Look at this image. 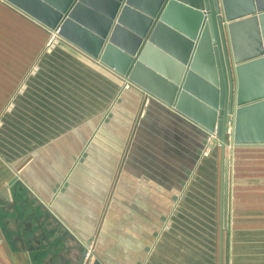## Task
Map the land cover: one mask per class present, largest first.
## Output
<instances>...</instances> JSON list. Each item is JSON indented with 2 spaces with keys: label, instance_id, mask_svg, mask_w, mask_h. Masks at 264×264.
Listing matches in <instances>:
<instances>
[{
  "label": "crops",
  "instance_id": "crops-1",
  "mask_svg": "<svg viewBox=\"0 0 264 264\" xmlns=\"http://www.w3.org/2000/svg\"><path fill=\"white\" fill-rule=\"evenodd\" d=\"M50 34L0 1V192L7 188L8 194L0 198V264H34L27 235L49 247L47 236L59 231L65 237L67 231L89 244L95 209L81 204L82 196L89 197L78 190L80 181L77 188L74 181L71 190L64 187L65 176H80L82 160L121 158L123 143L139 123L140 135L153 143L140 140V158H153L151 149L171 151L174 156L163 163L177 164L170 176L201 177V186L179 189L185 216L165 218L169 226L153 236L150 264H219V145L208 147L199 127L141 90L124 88L122 77L66 41H50ZM107 134L119 139L110 142ZM226 153L232 173L221 264H264V147H235L230 155L226 146ZM86 171L104 175L105 189L114 169L109 161ZM193 189L201 198L192 197ZM68 247L63 243L56 258L66 259ZM51 252L39 264H58Z\"/></svg>",
  "mask_w": 264,
  "mask_h": 264
},
{
  "label": "water",
  "instance_id": "water-1",
  "mask_svg": "<svg viewBox=\"0 0 264 264\" xmlns=\"http://www.w3.org/2000/svg\"><path fill=\"white\" fill-rule=\"evenodd\" d=\"M0 1L213 135L221 264L232 173L226 144L230 155L264 147V0ZM7 195L4 188L0 198Z\"/></svg>",
  "mask_w": 264,
  "mask_h": 264
},
{
  "label": "rangeland",
  "instance_id": "rangeland-1",
  "mask_svg": "<svg viewBox=\"0 0 264 264\" xmlns=\"http://www.w3.org/2000/svg\"><path fill=\"white\" fill-rule=\"evenodd\" d=\"M49 40L52 39L49 38ZM115 104L116 102L113 106ZM145 105L147 103L144 102V107ZM144 109L139 111V120ZM114 124L116 125L115 121ZM114 136L107 134L106 138H109L110 142L119 139V136H115L116 139ZM155 137L157 138V135ZM150 139L152 140L149 135H140V123L135 124L128 139L123 143L121 158L82 160L80 176H76L75 180H73L72 175L65 176L64 187L71 190L72 181H74L75 188H77V183L80 181L78 190H81L82 195L86 193L89 197L86 199L82 196L81 204L90 202V210L95 209L92 211V214L95 215V221L94 223L89 222L94 231L90 237H87L89 252L93 253L88 264H92V262L97 264H150L153 254V236H156L158 231L168 229L169 223L166 219L170 214L173 216L181 215L182 218L185 216L184 211L187 208L182 203L185 197L184 193L179 195L181 191L179 189L201 186L199 175L193 174L192 178L190 173H172L171 176L169 175L172 168L177 170V164L171 165L172 168L163 164L169 162L171 155L174 156L171 151L164 153L165 151L158 152L151 149L150 154L154 159L150 157L140 158V140L153 146ZM160 140L163 141L162 135ZM206 142L205 139L204 143ZM112 144L116 145V143ZM226 146L228 145L226 144ZM207 151L208 148L205 145L201 151V156L206 158ZM225 156L229 157L227 153ZM158 159L162 161V164L159 163ZM109 161H111L114 171L111 176H107L106 183L108 185H105V191V176L95 172L88 173L86 169L89 165L91 167L104 166V163ZM189 166L191 167V165ZM186 169L188 172L190 168ZM108 177H111V181ZM192 197L201 198L199 194L194 192V189ZM97 200L100 206L93 207V202H97ZM176 202H178L177 206H175ZM44 233L48 235L47 232ZM60 234L59 231L55 232L54 238L47 236L45 241L52 240L51 244L58 243L57 245L60 246L62 245L60 239L57 241ZM67 234L66 231L65 236H68ZM70 242H73L72 245H74L76 240L65 238L63 243L70 246ZM43 259L44 256H36L35 260H32L34 264H39V262L42 263Z\"/></svg>",
  "mask_w": 264,
  "mask_h": 264
},
{
  "label": "flooded vegetation",
  "instance_id": "flooded-vegetation-1",
  "mask_svg": "<svg viewBox=\"0 0 264 264\" xmlns=\"http://www.w3.org/2000/svg\"><path fill=\"white\" fill-rule=\"evenodd\" d=\"M51 234H53V232ZM67 235L70 236L71 238H74L73 240L74 241L76 240V242L74 245H70V247L64 248L65 249L64 251L66 252L65 254L66 259H62L60 257L56 258V256L60 252L57 251V249L59 248L60 250L62 245L58 246L57 245L58 243H54L47 248V246H44V244H42V242L38 240V238L37 240H34L35 238H32L30 235H27L26 237H28L27 238L28 251L30 252L32 259L35 260L36 256H42V254H44L45 251L49 252L51 250L52 251L51 253H53L52 256L53 258L51 257L52 258L51 260L55 258L54 260L59 261L58 264H78L82 252L86 250L84 253V259L82 264H88V262L91 260L90 258H92L93 256L92 255L93 253L89 252V247L87 243L75 238L71 233H68ZM41 237L45 238V234H43ZM65 237L61 236L59 238L62 244ZM71 252H73L72 255L69 254ZM92 264H97V263L92 262Z\"/></svg>",
  "mask_w": 264,
  "mask_h": 264
},
{
  "label": "built area",
  "instance_id": "built-area-1",
  "mask_svg": "<svg viewBox=\"0 0 264 264\" xmlns=\"http://www.w3.org/2000/svg\"><path fill=\"white\" fill-rule=\"evenodd\" d=\"M50 38H51V39L56 38V37H55V34L51 33ZM129 86H131V85L128 84V83L126 82V84L124 85V88H128ZM208 138H209V135L207 134L206 141H207ZM211 138H213V135H211ZM211 138H210V139H211ZM210 141H211V140H210Z\"/></svg>",
  "mask_w": 264,
  "mask_h": 264
},
{
  "label": "bare ground",
  "instance_id": "bare-ground-1",
  "mask_svg": "<svg viewBox=\"0 0 264 264\" xmlns=\"http://www.w3.org/2000/svg\"><path fill=\"white\" fill-rule=\"evenodd\" d=\"M210 138H211V135H209V138L207 139V142H206L207 145H210V144H211V141H210V140H211L212 138H211V139H210ZM227 158H228V157H227Z\"/></svg>",
  "mask_w": 264,
  "mask_h": 264
}]
</instances>
